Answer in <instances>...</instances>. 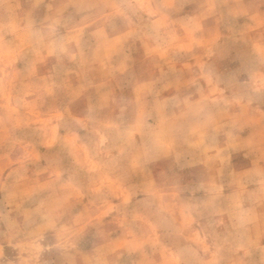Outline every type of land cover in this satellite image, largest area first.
I'll list each match as a JSON object with an SVG mask.
<instances>
[{"label": "rangeland", "instance_id": "374dc122", "mask_svg": "<svg viewBox=\"0 0 264 264\" xmlns=\"http://www.w3.org/2000/svg\"><path fill=\"white\" fill-rule=\"evenodd\" d=\"M205 1L0 0V264H264V27Z\"/></svg>", "mask_w": 264, "mask_h": 264}, {"label": "crops", "instance_id": "0c3cea01", "mask_svg": "<svg viewBox=\"0 0 264 264\" xmlns=\"http://www.w3.org/2000/svg\"><path fill=\"white\" fill-rule=\"evenodd\" d=\"M231 3V9H238L242 11L252 22L249 26H261L264 27V0H228ZM221 9L217 3L213 0H207L203 3V13L213 12ZM218 25V23H217ZM254 42L264 43V39L253 40Z\"/></svg>", "mask_w": 264, "mask_h": 264}]
</instances>
